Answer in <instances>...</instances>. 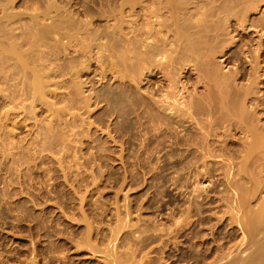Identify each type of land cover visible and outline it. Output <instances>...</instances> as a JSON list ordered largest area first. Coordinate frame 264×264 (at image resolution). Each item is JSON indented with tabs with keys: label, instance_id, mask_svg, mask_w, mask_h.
<instances>
[{
	"label": "bare ground",
	"instance_id": "1",
	"mask_svg": "<svg viewBox=\"0 0 264 264\" xmlns=\"http://www.w3.org/2000/svg\"><path fill=\"white\" fill-rule=\"evenodd\" d=\"M13 1L14 0H0V117L2 118L3 116L4 118L2 120H4L5 122L7 121L9 123L11 122V126L12 125L15 126V125H19L20 122H25L26 120L31 121L30 119H34L33 117L35 115L31 117V114L33 113V110L35 109L34 108L35 103L44 101V99L42 100V98L46 93L45 90L46 89L48 90V88H50L53 85H58V82L60 81V79L58 80L57 77L58 76L63 77V75H68L69 77L67 78L68 79L70 78V81H67L68 86L66 84V79L65 81H62L64 77L61 80L65 84V86H67L66 88L69 89L67 90L66 88H64V91L65 89L67 90L66 93L68 94V96L67 98H65L67 100L65 101L66 103L63 104L64 106L61 105L58 109L55 108L54 111L55 113H57L56 115L57 117L60 115H64V113H65V116H66V113L69 115L70 113L68 111H70V108L75 109L76 107L75 105L78 100H76V103H74L75 104L74 107L72 106L73 105L72 102L76 98L78 99V97L80 99L82 98L80 97V95H82L81 90H82V86L85 81L83 82L81 80L79 81L80 76H82L80 74L85 71L83 75H86V76L90 74L96 75L98 76V80L103 84L102 87H104L103 88L104 91L99 93V91H97L98 89L97 90L92 89L93 91H91V93L89 92L90 94L87 97H84L86 98L84 100L87 101L85 102L87 104L88 102L90 103V101H92V103H95V104L97 103L99 104L100 102H102L104 110H105L104 116L108 119L113 117L114 123L112 126H115L113 127L114 128L113 130L110 129L111 126L108 125L106 122L108 121V119L105 120L107 127L106 126L104 127H106V131H107L106 135L109 137L107 138L110 139L111 137L115 143L119 141L121 142L120 144H127L126 146L133 145L135 141L136 143L133 147H136L137 149L136 150L134 149L133 152L136 153V157H138V159H140L141 156H142V160L144 161H145V159H143L144 157L146 158V161H148V159L150 160L161 159V163L162 161L165 163L164 166H166V170H168V168H170L171 170L172 168V171L175 172V175L176 174L178 175L176 178L171 172L174 177V182L168 181L169 183L167 184H169V186L171 184L172 185L175 184V186L181 185V188H185L188 191L187 194L189 196H186L187 194L185 193V196H186L185 198L187 199V197H191L190 199H187L189 200L188 205L186 207H183V209L180 207L181 208L180 210H174V208L176 207L173 208L169 205L170 211L167 210L169 211L168 213L167 212L165 213V211L163 212V214L164 213L166 214V217H164L165 215L162 214V211L163 209L165 210V208L157 205V202H156L157 207L155 205H150V204L149 206L147 205L148 207L146 211L147 212L149 211V213L155 214V217H153L154 219L156 218L155 221L148 219L151 216L148 218L146 216L147 222L144 224V220H142L141 221L142 223H141L140 220L142 218L140 219L137 218V215H139L137 212V214H135L136 215L135 219L137 218L140 225L138 223L133 225L135 227L138 225L136 228L134 227V229H132L133 231L131 230V228L133 227L129 225L134 224L137 220L134 223L128 220L131 217V215H129L130 212L128 211V209L132 210V208H130V205L128 207L126 206L127 205L126 203H129V201L125 202L124 205L122 204L124 206V209L121 208L119 209V211L117 210L119 216L118 217L116 216L117 218L116 221L117 220L118 221L115 222V224L117 223L118 225L116 224L117 225L116 230L114 229L115 226L112 229L114 231L111 230L113 234L111 232L109 233L110 235L109 237L111 238V241H112V246H111V241L109 240L110 246L108 245V247H111L113 250H115L114 248L118 246V245L116 246L115 244H119L120 242H123V238H124V240L127 239L128 242L132 243L130 246H132L133 248L131 249L133 253L136 252L137 249H140V250L142 249L141 251H143V253L141 252L140 254H144V255H146L144 253L146 250L147 256H149L148 254L150 253L151 250L153 252L154 251L158 252L164 249L165 251L163 252L167 253L168 250L166 251V249L163 247L165 246L169 247L170 243L175 238L187 237V239H185L186 241L189 240V241H192V243H194L196 240L200 239L202 242L203 240L202 233H204L203 231L206 230L205 226L209 225L213 219L211 218L213 216L211 214L216 215V213L221 212L219 213L218 217L228 215V216H224L225 218L223 217L224 221H226L227 226L230 225L228 227H231L232 224H236L237 227L239 226L241 232H243V235H242L243 239L241 240L240 245L242 244L241 245L242 247L244 244V246L242 248H237V249L233 247L235 249L232 250V247H230L231 245L228 246L226 242V244L224 245L230 247L231 249L228 248L226 251H224L225 247L224 249L221 248V245H222L221 243L219 245L221 249L220 250L217 248L214 249L215 256H212L213 259L211 258V260L213 261L209 263H207L206 257H204L203 254L200 255L198 253L197 257L194 256L193 254L192 258L195 261L193 259L192 260L195 262V264H264V220H262L264 219L262 218L264 216H261L262 209L261 211H259L261 204H264V203L260 204L258 202L260 204L259 205L260 207L258 208V210H255L254 208L255 211H252V210L249 211L247 208L249 207L248 206L249 204L247 205V201L250 202V199L251 198L253 199V196L256 195L254 189L257 192L260 189L259 188L260 185L264 187V185H262L264 183L260 181L261 182L260 184V182L258 183L259 180H256L257 174H259V176L260 174H264V170L258 169L259 171L257 173L256 171L257 169L255 168V167L258 168V166H260L257 163L259 162L260 164L264 163L262 162V160H264V121H262V119H264V93H260L259 91H256L257 89L256 87L258 85V82H257L258 79L261 80L259 82L264 83V65H261V63H264V21H261L259 23L261 25H257L255 23L256 20L254 19V15L256 14L255 12L259 11L260 8L264 6V0H106V1L104 0L103 1L101 0L100 1L99 0L98 1L96 0H80V1L77 0L75 1L74 0L73 4L71 5H70L71 2H69V5H70L69 7H65L66 5L64 6L65 2L63 3V6H60L59 1H58L59 6L56 5L55 3L57 2L55 0H54L55 3L54 1L52 2V0L49 2L48 0L47 1L45 0L47 4H44V6L42 7L40 5L41 3L39 4L40 1L26 0L21 5L26 9L25 10L26 12L28 10L30 11H28V13L24 11L23 13V10L21 9L20 10V13L22 12L21 14L18 13L19 11L18 12L14 11L16 10L15 6H14V9H11L12 4H14ZM16 2L17 0L15 1V3ZM76 6L80 8V10H78V13L77 12L76 13L81 14V16L82 15L90 16L91 14L93 16L95 14H98L100 15V19H102L101 16L105 18H109L111 23L105 24V26L103 24L102 29L100 28L101 26L99 25L98 31L91 29L93 27L92 26L90 28L91 26L90 23H92L91 22L92 17L89 18L90 21L83 20L82 19L83 17L81 18L82 20L78 19L79 18L78 15H77L78 18L76 17V15H75L76 18H74L75 13L72 8ZM22 18L23 19L25 18V21H23ZM262 18L260 19L264 20ZM110 21H107L106 23ZM101 22H104V21H101ZM96 23L98 24V22ZM257 27H259L258 30H257ZM237 30L238 31L240 30V32L242 31L243 35L242 36L240 35L241 37L239 36L240 40L239 39L238 41L234 40L235 42L238 43V45H236L237 47L236 50H234L233 53L231 52L230 54L228 53L226 54V52H228L230 48L232 47L229 45L230 44L235 45L234 42H231L233 39L232 37L233 35L231 34L233 33V31H237ZM255 31L259 33V36L257 35V37L259 38V42L256 48L253 49L251 48L252 38L250 39L248 35L251 32H255ZM243 37L247 38V40H244ZM69 49L71 50V52L69 51ZM243 56L245 58L246 57L249 58V61L245 59ZM217 57H221L220 58L221 62L219 59V62L221 64L216 62ZM57 62H61V63H57ZM244 62L248 63L249 69H245V67L242 66L244 65ZM230 63L235 65V68L234 69L232 68L231 69L232 71H230L229 69V72L228 71L223 72L222 68L223 69L227 68L226 66ZM218 64L220 65L225 64V66L218 67ZM80 66L82 68L78 69V67ZM56 78L58 81L55 80ZM74 80L77 83L75 82L73 84L72 82H74ZM241 80L244 81V84L241 83ZM61 81L60 83H62ZM61 85L62 84H60L59 86ZM90 87L92 88V86ZM260 87H261V84H260ZM91 88L89 89L91 90ZM262 88H264V86H262ZM61 89L63 90L62 87ZM51 91L52 90H50V92ZM61 91L60 93L58 92V94L62 95V92L64 94V91L62 92ZM54 93H55V97L58 96L56 92H53L52 94L54 95ZM258 93H260V95L257 96ZM63 100L64 99L62 98V101ZM78 103H81V102H78ZM59 104H62L61 100ZM44 106H47V105L44 104ZM79 109L81 108H78L77 111ZM59 113L61 114L58 115ZM74 113L76 112H73V115L70 114V118H73V117L76 118L75 116L77 114H74ZM81 114L78 113V115H81ZM79 117L78 119H80ZM14 118H17L18 120L17 119L14 120ZM72 120L74 121V119ZM111 121L112 120L110 119L109 122ZM5 122H2V123H5ZM82 122L84 123L83 120ZM72 124L71 125L68 124V126L70 127L74 126L77 128L78 125L75 126V124H77L76 122L73 125ZM89 124L92 125L93 122L92 124L91 123ZM63 126L68 127L66 125H63ZM109 126L110 128L108 129ZM50 129H53V128H50ZM103 130L105 129L103 128ZM0 131L3 132L4 136L6 135L9 136L10 135L9 133H11L9 131H6V130L3 131L1 129ZM38 131L39 133H41L40 130ZM106 131H103V132H106ZM112 131L114 132L113 135L109 136L108 134H110ZM74 132H76V130ZM236 132H238V134H241L242 137H239L238 139H234ZM64 134H62L61 136L62 138L64 137V141H62L61 138L60 139L58 138L62 142L66 141L65 137L67 135L63 136ZM74 134L75 133H70L69 135H73V136H70V137L68 136L67 139L70 138L72 140L71 137H77V136H74ZM1 136L2 134H0V137ZM48 138H46L47 140L45 139V143L46 141L47 143L48 142L50 143V141H48ZM115 138H117L118 140L116 141ZM52 140H54V138H52ZM59 140L58 142L62 144V142H60ZM97 140L95 139V141ZM3 142L0 139L1 147L5 145ZM66 142L68 143V140ZM45 143H43V145ZM52 143H54V141ZM52 143L48 144L47 146H50ZM54 144L55 146L57 145L56 143ZM233 144H239L240 146L238 145L235 147H240L241 150L240 148H238L239 150L237 148H236L237 150H234L232 148ZM106 145L108 146V143ZM6 146H7V143H6ZM97 146L98 145H96V147ZM44 148H41V149L44 150ZM48 148H51V146ZM48 148L46 147L45 149L48 150ZM66 148L68 149V147ZM108 148L110 150V147ZM119 148H123V147L120 145ZM132 149L133 148H131V153H132ZM107 151L108 150H106L105 152ZM121 151H120V154H121ZM243 152H244V155H243ZM10 153H12V155L14 154L13 152H10ZM98 154L102 155L100 151L98 152ZM120 154L118 156V160L119 162H122L123 159L127 156L123 158L122 157L123 155L122 154L120 155ZM94 155H95L94 158H96V154ZM101 155H98V156H101ZM134 156L135 154L133 153L132 157ZM106 158L108 157H105L104 159ZM239 158L242 161L240 162L239 166H236L235 168L234 166L238 165L239 163L237 160ZM234 160H237V164ZM159 161L160 160H158V162ZM135 162L137 163V160ZM155 162L156 161H154V164L157 165L158 162L157 163ZM248 162L250 163L248 164ZM150 163L151 162H149L148 165ZM241 163H242L243 168L242 167L240 168ZM254 163L255 165H253ZM138 165H137V168L138 170H140ZM249 165L253 169L255 168L256 174L255 172H253V169L249 167ZM157 166L158 167L156 170L153 169L152 170L153 172L151 171L153 175L155 174V177L157 174L162 175V172H163L162 171L163 167L161 166L162 167L161 169L159 165ZM237 167L240 169H238ZM133 168H136V167H133ZM244 168H247L248 171L247 169H244ZM249 168L251 170H249ZM234 169L235 170L237 169L236 171L237 173H241V174L243 173V176L245 174L247 178L251 176V174H254V176L256 175V177L252 175L249 178L250 180L252 179L250 184H252L253 186H251L250 184L248 185H250V187H253V189L250 190V187L247 188V185L245 184L246 185L245 186L243 184L244 185L243 187H245L244 189L246 190L245 192H242L244 189L242 190L243 187H240L242 185H239L237 183L238 180H235L236 182L233 181V179H236V176H237L235 174L236 172H234ZM151 172L148 174H151ZM249 172H250V175L248 174ZM125 173L129 175L131 174L127 172ZM141 173L145 175L144 171ZM216 173H217V176L221 175L223 177L222 179L221 178L220 179L224 180V182L222 181L220 182H222L224 188L221 189V187L218 186L216 195L217 193H219L220 195L216 197L215 202L220 203V204L215 205V208L213 209L214 210L217 209L219 211L217 212V210L216 211L213 210L212 212L210 211L212 210V208L210 209V207H208L209 209H207L203 207L205 206L204 203H207V200L210 197V196L209 197L207 196V194L209 195L207 191L209 188H212V187H209L212 183L210 182L209 185L206 184L207 187H203L204 190L205 188H207V191L205 192L206 194L202 192L204 195H201L202 194L201 191H203L202 186L205 185L204 184L205 181L203 182L202 179L206 177L208 180L210 176L211 177L212 175L216 176ZM233 174L236 176L234 177ZM126 176L128 178V175H125V177ZM152 177L154 178V176ZM239 179H240V176H239ZM249 179L245 180L244 183L248 181L250 182ZM262 179H264V177H262ZM152 180L153 179L150 180L151 182L149 181L151 184L153 182ZM209 180L213 181L214 178L213 180L212 179H209ZM240 180L243 181V179H240ZM132 181L134 182V180ZM158 181L156 182V186H157ZM153 185L155 184H152V186ZM237 185H239L240 188ZM150 186H148L149 189H150ZM151 189L154 190L153 187ZM199 189L201 190L199 191ZM219 189H221V191ZM177 190H178V187H177ZM179 190H180V187H179ZM213 190L215 189L213 188ZM247 190H250L249 194H247L248 192L246 193ZM252 190L254 192H252ZM261 190H264V188H262ZM134 192H136V190ZM152 192L153 191H151V193ZM166 192L168 191L166 190ZM183 192L184 191L182 190L181 192L182 196L184 194ZM163 193L165 194V192ZM251 193L252 194L254 193V195H252ZM181 194L180 195L178 194V195L181 196ZM250 194L251 196L248 197V195ZM151 195L152 194H150V196ZM155 195L158 198V195L157 194ZM214 195L212 198L216 196ZM123 196L125 195L123 194ZM141 197L142 196H140V199ZM161 197L159 199H161ZM81 199L83 198L81 197ZM167 199L166 201H168L169 203V200ZM171 199L173 198L171 197ZM153 200L155 202L156 198ZM163 200L162 199L160 200L162 201V204L165 203V206L168 205ZM187 200H184V201H187ZM205 200L206 202H204ZM144 201H145V198H144ZM151 204H154V203H151ZM206 205L209 206V204H206ZM175 206L179 207L180 205L176 204ZM138 208L136 209L137 211H139ZM222 208L224 209L222 210ZM122 209L124 210V212L122 211ZM145 209L146 207L142 210H145ZM120 210L124 214V216L122 215L124 217V218L122 217L123 220L120 219V214H122ZM142 210H140V212H142ZM206 212L207 213L211 212L210 214L211 216H209V213L207 216ZM215 215L213 217H215ZM218 217L216 215L215 218L218 220V223H219L220 221ZM125 219H127L129 223L130 222L132 223L130 224L128 223L127 225V222H126L127 220ZM162 219H164L163 222H162ZM218 223L217 225H219ZM126 229H130V231H126ZM122 230L124 232L126 231V233L128 232V235L125 234L124 237L122 236V239L119 240V243H118L117 242L118 236H116V234L120 235L121 234L120 231L122 232ZM117 231L119 232L117 233ZM131 231L132 233L133 232L134 233L132 234ZM211 231L209 232L211 233ZM209 232H208V235H210ZM89 233H88V237H89ZM130 233L134 237V239L132 240L127 238L129 237V235H131ZM206 234H205V237L208 236V235L206 236ZM92 235L94 234L92 233ZM211 235L213 236L214 234L212 233ZM115 238H116L117 243L114 242L115 244H113V239ZM209 239L212 240V237ZM127 240H125L124 242H127ZM243 240H244V243H242ZM85 242H86V238H85ZM175 242L177 243V240H175ZM175 242H172V243H175ZM215 242H217V240ZM70 243L71 245L73 244L72 242ZM81 243L80 244L78 243V244L81 245ZM75 244L76 243H74V247L78 249L77 246L79 245L75 246ZM86 244L87 243H85L84 245L86 246ZM125 244L129 246V243L128 244L125 243ZM218 244H216V246L214 245V248L217 247ZM120 245L122 246L123 244L120 243ZM176 245L174 244V246ZM184 245H187V242ZM193 245H196V244H193ZM128 246L126 249L129 248ZM172 246L173 244H171V247ZM174 246L172 248H174ZM111 248H107L106 251L104 250L105 252H102L105 254V256L104 254H102L104 259L106 260L105 264H121V261L119 262L120 259H116L113 256L115 254L111 250ZM123 248L121 251L125 250V249L123 250ZM174 249L176 253L177 249L176 248ZM99 250L97 249V251ZM129 250H127V252ZM59 251H61V249ZM79 251H80V248H79ZM198 251L199 250H197V252ZM73 252L75 253V250H73ZM124 252H126V250ZM47 253H45V255ZM63 254H66V253H62V255ZM123 254L126 255L127 253L122 252V255ZM150 254H152V252ZM161 254L158 255L159 256L158 260L160 259ZM8 255L6 256L8 257ZM31 255L29 254V256ZM62 255L60 254L61 257H59V255L58 256L55 255L56 257H59V258H56L54 257V255L49 256V254H47L46 258L48 260L46 258L45 260H47L48 263L50 262V264L52 261L54 262L57 261V263L55 262V264H58V263L62 264L63 261L67 260L65 259L67 258L66 255L64 256ZM124 255L121 257L122 262H123V257L125 259ZM163 255H161L162 258H163ZM130 256L131 255H129V257ZM147 256H144V259ZM151 256L152 258L156 257V256L153 257V255ZM151 256H149V258H151ZM168 257L170 258V256ZM139 258H137L139 259V262L137 261L135 263L131 261L132 260L131 258L129 259L133 264H137V263L154 264V262L147 263L145 260H147L148 258H146L143 261V259H141V255ZM104 259L103 261H105ZM126 259H127V256H126ZM129 259H127V264H130V262L128 261ZM171 259L170 261H173ZM148 260L150 261V259ZM154 260L152 259L151 261H154ZM25 261L27 262V260ZM28 261L33 262L32 258L31 260H28ZM47 261L45 262L46 264H48ZM133 261H135V259ZM159 261H157L158 264L163 263L161 262L162 259H160ZM36 262H37V259H36ZM33 263L35 264V261ZM67 263L68 262H66V264ZM26 264H28V262ZM69 264H70V261H69ZM176 264H180V263L176 262Z\"/></svg>",
	"mask_w": 264,
	"mask_h": 264
},
{
	"label": "rangeland",
	"instance_id": "2",
	"mask_svg": "<svg viewBox=\"0 0 264 264\" xmlns=\"http://www.w3.org/2000/svg\"><path fill=\"white\" fill-rule=\"evenodd\" d=\"M15 1L16 0H14L13 1V3L15 4H12V8L11 9H14V6H15V9L16 10H14V11H16V12H18L19 14H21L20 13V10L22 9L23 10V13H24V11L26 10L21 4L24 2V1H26V0H17V2L15 3ZM18 1H19V3H18ZM35 1H40L39 2V4L41 5V7L42 6H44V4H47V2H45V0H35ZM43 3H42V2ZM47 1V0H46ZM49 1H51V0H48V2ZM54 0H52V2H53ZM55 1L57 2V3H55ZM54 1V3L56 4V5H58L59 6V3H58V1L60 2V6H63V3H64V6L65 7H69L71 4H73V1L74 0H67V2H66V0H55ZM75 1H77V0H75ZM78 1H80V0H78ZM96 1H98V0H96ZM100 1V0H99ZM101 1H103V0H101ZM104 1H106V0H104ZM69 2H71L70 3V5H69ZM62 3V4H61ZM43 4V5H42ZM24 5V4H23ZM23 7V8H22ZM75 8V9H74ZM74 8H72L73 9V11H74V18H78V16H79V18L78 19H81L82 17V19L83 20H87V21H90V19L89 18H91V22L92 23H90L91 24V26H90V28L91 29H94V30H96V31H98V29H99V25L101 26L100 28L102 29V25L104 24V26H105V24H109V23H111V21L109 20V18H105V17H102L101 16V18L102 19H100V15H98V14H95V13H93V14H95V15H93L92 16V14L89 16V15H87V16H81V14H77L78 13V10H80V8H78V6H76V7H74ZM78 8V9H77ZM19 9V10H18ZM40 9V8H39ZM38 10V9H37ZM28 11H30V10H28ZM28 11L26 12V13H28ZM12 12H13V10H12ZM15 12V13H16ZM77 12V13H76ZM262 12V13H261ZM256 14L254 15V19L256 20L255 21V23L257 24V25H261V24H259L261 21H264V20H261L260 18H262V17H264V6H262L261 8H260V10L259 11H256L255 12ZM75 15H76V17H75ZM78 15V16H77ZM99 17H98V16ZM260 16V17H259ZM22 17H24V16H22ZM86 17V18H85ZM97 20H96V19ZM100 20H99V19ZM81 19V20H82ZM108 19V20H107ZM260 21H259V20ZM262 19H264V18H262ZM22 20L23 21H25V18L23 19L22 18ZM94 20V21H93ZM96 20V21H95ZM101 21H104V22H101ZM107 21H110V22H108V23H106ZM257 21H259V22H257ZM94 22V23H93ZM96 22H98V24L96 23ZM99 22H100V24H99ZM98 25H96V24ZM102 23V24H101ZM93 24V25H92ZM95 25V26H94ZM100 29V30H101ZM259 29V27H257V30ZM256 30V29H255ZM235 32V33H234ZM256 32V31H255ZM251 32L249 35H248V37H250V39L252 38V46H251V48H253V49H255L256 48V46H257V44H258V42H259V38L257 37V35L259 36V33L258 32ZM234 33V34H233ZM233 33L231 34V35H233L232 37H233V39H232V41L231 42H234V44L235 45H233V44H230L229 46H232L231 48H230V50L228 51V52H226V54L228 53V54H230L231 52L233 53L234 52V50H236V45H238V43L237 42H235V41H238V39L243 35L242 33V31L240 32V30L238 31H233ZM241 33V34H240ZM258 33V34H257ZM241 35V36H240ZM235 36V37H234ZM240 36V37H239ZM253 36V37H252ZM243 39L244 40H247V38H244L243 37ZM235 40V41H234ZM240 40V39H239ZM64 41V40H63ZM66 41V40H65ZM255 44H254V43ZM254 45H255V47H254ZM235 48V49H234ZM233 49V50H232ZM252 49V50H253ZM69 51L71 52V50L69 49ZM248 54V53H247ZM245 56H246V54H245ZM244 57V56H243ZM221 57H217V59H216V62L217 63H220L221 62V59H220ZM245 58V57H244ZM219 59H220V62H219ZM245 59H247L248 61H249V58H245ZM218 60V61H217ZM246 62V61H245ZM244 62V65H242L243 67H245V69H249V67H248V63H245ZM57 63H61V62H57ZM221 64V63H220ZM220 64H218V67L219 66H222V67H224L225 66V64L223 65H220ZM232 63H230V64H228L226 67L227 68H222V71L224 72H229V69H230V71H232L231 69L233 68H235V65H231ZM230 65V66H229ZM261 65H264V63H261ZM81 69L82 67L80 66V67H78V69ZM226 69H228V70H226ZM85 72V71H84ZM83 72V73H84ZM83 73H81L80 75H82V76H80V79H79V81L81 80L82 82L83 81H85L84 82V84H83V86H82V95H80V97H82L81 99L78 97V99L76 98H74L73 100L75 101H73L72 102V106L74 107V103H76V100H78L77 101V103H76V107H75V109H74V111H73V109L72 108H70V111H68L71 115H73V112H76V113H74V114H77L78 115V113L79 114H81V115H78V117L80 118V119H78V117H77V115L75 116L76 118H70V114L68 115L67 113H66V116H65V113H64V115H60L61 113H59L58 115H60V116H56L57 115V113H55V108H59L61 105L62 106H64L63 104H65L66 102V100L67 99H65V98H67V96H68V94L66 93V91L67 90H69V89H67L66 87L68 86V84H67V81H70V78L68 79L67 77H69L68 75H63V77L62 76H58L57 78H58V80L60 79V81L62 80V78H63V80L62 81H65V79H66V84H67V86H65V84L62 82V83H60V81L58 82V85H53V86H51L50 88H48V92H50V90H52L50 93H48L46 90H45V92L47 93H45V95L43 96V98H42V100L44 99V101H42V102H36L35 103V106H34V110H33V113L31 114V117H33L34 115V119H30L31 121H29V120H26L25 122H20L19 123V125H12V126H14V127H12L11 126V122L9 123V122H5L4 120H2V119H4L3 118V116H2V114H1V116H2V118L0 117V125H2V126H0V129L1 130H3V131H9V132H11V133H9L10 135L8 136V135H6V136H4L3 135V132L2 131H0V134H2V136L0 137V139L2 140V142L3 141H5V142H3L5 145H3V147H1L0 148V264H26L27 262H28V264H34L33 262L35 261V264H46L45 262L48 260L47 258H46V255L47 254H49V256H51V255H54V257H56V256H58L59 255V257H61L60 256V254L62 255V253H66V254H63L62 256H64V255H66V257L67 258H65V259H67L66 261H63V263L62 264H66V262H68L67 264H69V261H70V264H72V262H73V264H105V262H106V260L104 259V257H103V255L102 254H104V253H102V252H105L106 251V249L107 248H111V247H108V245L110 244V241H111V238L109 237L110 235H109V233L111 232V230L114 228V226H115V230L117 229L116 227H117V225L115 224V222H117L116 221V216L118 217L119 215H118V211H119V209H121V208H123L124 209V204H125V202H128L129 201V203H126L127 205V207L130 205V208H132V210H130V209H128V211L130 212V214L129 215H131V217L130 216H128V217H130L129 219H128V217H127V219L129 220V221H132L133 223L137 220V218L138 219H140V218H142L141 220H140V222L142 221V220H144V224L147 222V218L148 217H150V218H148L149 220H154L155 221V219L153 218V217H155V214H153V213H149V211L147 212L146 210H147V207L149 206V204L150 205H155L156 206V202H157V205H159V206H162L163 208H165V210L163 209V211H162V214H163V212L165 211V213L167 212H169L170 210H169V208H170V206L171 207H176V208H174V210H180L181 208L183 209V207H186L187 205H188V202H189V200H187V199H190L191 197H187V199L185 198L186 196H189L187 193H188V191L185 189V188H181V185H177V186H175V184H171L170 186H169V184H167V183H169V182H174V177H176L177 178V174L175 175V172L174 171H172V168H171V170H170V168H168V170H166V166H164V162L162 161V163H161V159H152V160H150V159H148V161H146V158L144 157L143 159H145V161L144 160H142V156L140 157V159H138V157H136V153L135 152H133L134 151V149L136 150L137 148L136 147H133L134 145H135V141H134V144L133 145H129V146H126L127 144H120L121 142H114L113 141V139L110 137V139H108L109 137L106 135L107 134V131H106V127H107V124L108 125H110L111 126V128H110V126L108 127V129L110 128L111 130H113L114 128L113 127H115V126H112L113 125V123H114V119H113V117L112 118H106L105 116H104V113H105V110H104V107H103V103L102 102H100L99 104L97 103V104H95V103H92V101H90V103L88 102V104L87 103H85V102H87L86 100H84V99H86V98H84V97H87L90 93H91V91H93V90H97V91H99V93H101L102 91H104L103 90V88L104 87H102L103 86V84L98 80V76H96V75H93V74H90V75H88V76H86V75H83ZM93 75V76H92ZM94 77V78H92V77ZM59 77H61V78H59ZM66 77V78H65ZM57 78L55 79V80H57ZM90 78V79H89ZM97 78V79H96ZM261 78V77H260ZM87 79V80H86ZM57 80V81H58ZM76 80V79H75ZM74 80V82H72L73 84L76 82ZM92 80V81H91ZM97 80V81H96ZM77 81H78V79H77ZM243 80H241V83L242 84H244V81L242 82ZM259 81H261L260 79H258V85H257V89H256V91H259L260 93H264V88H262V86H264V83H262V82H259ZM99 82V83H98ZM62 84L61 86H59L60 84ZM69 83V82H68ZM71 83V84H72ZM77 83V82H76ZM245 83H246V81H245ZM260 84H261V87H260ZM63 85H64V87H63ZM86 86V87H85ZM90 86H92V88L90 87ZM60 87V88H59ZM61 87L63 88V90L61 89ZM95 87V88H94ZM259 87V88H258ZM64 88H66L65 89V91H64ZM89 88H91V90L89 89ZM260 88H262V89H260ZM50 89V90H49ZM55 89H56V91H55ZM89 89V90H88ZM93 89V90H92ZM64 91V94H63V92L62 91ZM189 90V89H188ZM60 91L62 92V95L61 94H58V92L60 93ZM53 92H56V94L58 95V96H56L55 97V93H54V95L52 94ZM90 92V93H89ZM260 93H258L257 94V96L258 95H260ZM67 94V95H66ZM81 94V93H80ZM86 95V96H85ZM60 96V97H59ZM62 96V97H61ZM65 96V97H64ZM46 97V98H45ZM55 97V98H54ZM57 97H59V98H57ZM57 98V99H56ZM61 98V99H60ZM62 98L64 99L63 101H62ZM59 100V101H58ZM60 100H61V103L62 104H59V102H60ZM56 101H57V103H56ZM84 101V102H83ZM48 102V103H47ZM68 102V101H67ZM78 102H81V103H78ZM40 103V104H39ZM53 103V104H52ZM84 103H85V105H84ZM42 104V105H41ZM44 104L45 105H47V106H44ZM49 104V105H48ZM59 104V105H58ZM82 104V105H81ZM92 104V105H91ZM101 104H102V106H101ZM78 105V106H77ZM96 105V106H95ZM78 108H81V109H79L78 111H77V109ZM89 110H88V109ZM97 108V109H96ZM72 109V110H71ZM67 110H69V109H67ZM66 110V111H67ZM104 110V111H103ZM53 111V112H52ZM65 111V112H66ZM72 111V112H71ZM89 111V112H88ZM94 111V112H93ZM102 111H103V113H102ZM35 112V113H34ZM55 113V114H54ZM54 114V115H53ZM67 115H68V117H67ZM86 115H87V117H86ZM54 116V117H53ZM64 116V117H63ZM63 118V119H61V118ZM65 117H67V118H65ZM94 117H95V119H94ZM99 117V118H98ZM51 118V119H50ZM59 118V119H58ZM68 118H70V119H68ZM82 118V119H81ZM17 118H14V120H16ZM72 119H74V121L77 123V124H75V126H77V128L76 127H74V126H68V124L69 125H71L74 121L72 120ZM86 119V120H85ZM94 119V120H93ZM100 119V120H99ZM104 119V120H103ZM108 119V121H106L107 122V124H106V122H105V120H107ZM112 120L111 122H109V120ZM18 120V119H17ZM66 120H67V122H66ZM73 122H72V121ZM76 120H78V121H76ZM82 120L84 121V123L82 122ZM89 120V121H88ZM97 120H99V121H97ZM103 120V121H102ZM35 121V122H34ZM37 121V122H36ZM51 121V122H50ZM55 121V122H54ZM81 121V122H80ZM99 122V123H97V122ZM262 121H264V119H262ZM2 122H5V123H2ZM60 122V123H59ZM65 122V123H64ZM70 122V123H69ZM74 122V123H75ZM86 122V123H85ZM91 123L92 124V122H93V124L92 125H90L89 123ZM37 123V124H36ZM58 123V124H57ZM64 123V124H63ZM67 123V124H66ZM73 123V124H74ZM82 123V124H81ZM110 123V124H109ZM39 124V125H38ZM72 124V125H73ZM100 124V125H99ZM41 125V126H40ZM50 125V126H49ZM52 125V126H51ZM58 125V126H57ZM63 125H66V126H68V127H65V126H63ZM84 127H83V126ZM88 125V126H87ZM46 126V127H45ZM62 126V127H61ZM81 126V127H80ZM92 126V127H91ZM99 128H98V127ZM104 126H106V127H104ZM5 127V128H4ZM38 127H39V129H38ZM61 127V128H60ZM63 127H65V128H63ZM75 128V130H76V132H74L75 130H74V128ZM89 127V128H88ZM45 128V129H44ZM50 128H53V129H50ZM103 128L105 129V130H103ZM34 129V130H33ZM36 129V130H35ZM49 129V130H48ZM71 129V130H70ZM74 131H73V130ZM107 129V130H108ZM38 130H40V132L41 133H39V131ZM43 132H42V131ZM59 130V131H58ZM100 130V131H99ZM34 131H36V132H34ZM45 131V132H44ZM49 131H51V132H49ZM72 131V132H71ZM90 131V132H89ZM103 131H106V132H103ZM55 132V133H54ZM61 133V134H60ZM65 133V134H64ZM70 133H75L74 134V136H77V137H71L72 138V142L69 140V139H67V137L69 136H73V135H69ZM102 133V134H101ZM113 131L110 133V134H108L109 136H112L113 135ZM62 134H64L63 136H66L65 137V139H66V141L68 140V143L66 142V144H65V142H62V141H64V137L62 138L61 136H62ZM105 134V135H104ZM236 135L234 136V139H238L239 137H242V135L241 134H238V132H236L235 133ZM35 135V136H34ZM39 135V136H38ZM53 135H54V137H53ZM58 135H59V137H58ZM91 135V136H90ZM92 136H93V138H92ZM38 137V138H37ZM49 137V138H48ZM54 138V140H52V138ZM97 137V138H96ZM108 137V138H107ZM237 137V138H236ZM44 138V139H43ZM46 138H48V141H50V143H52L53 141H54V143H59L58 142V140L61 138L62 139V141L61 140H59L60 142H62V144L61 143H59V144H57L56 146H55V144L54 143H52L50 146H51V148H48V147H50V146H47L48 144H50L49 142L47 143V141H46V143H45V139ZM59 138V139H58ZM73 138H74V140H73ZM75 138H77V139H75ZM41 139V140H40ZM82 139V140H81ZM93 139H94V141H93ZM95 139L98 141H95ZM47 140V139H46ZM105 140V141H104ZM109 140H111L112 142H113V144H112V142L111 141H109ZM115 140L117 141L118 139L117 138H115ZM76 141V142H75ZM81 141H83V142H81ZM92 141V142H91ZM38 142V143H37ZM42 142V143H41ZM71 142V143H70ZM95 142V143H94ZM103 142H104V144H103ZM6 143H7V146H6ZM31 143V144H30ZM43 143H45L44 145H43ZM64 143V144H63ZM99 143V144H98ZM108 143V146L106 145ZM61 144V145H60ZM69 144H71V145H69ZM116 146H115V145ZM123 147V148H119V146L120 145ZM9 145V146H8ZM14 145V146H13ZM65 147H64V146ZM73 145V146H72ZM96 145H98L97 147H96ZM102 145V146H101ZM104 145V146H103ZM110 145V146H109ZM125 145V146H124ZM239 144H233L232 145V148L234 149V150H237L238 148H240V147H235V146H238ZM7 148H6V147ZM42 146V147H41ZM77 147V148H75V147ZM93 146V147H92ZM240 146V145H239ZM8 147H9V149H8ZM12 147V148H11ZM37 147V148H36ZM48 148V150L47 149H45L44 148V150L43 149H41V148ZM66 147H68V149L66 148ZM100 147H102V148H100ZM108 147H110V150H109V148ZM127 147V148H126ZM130 147V148H129ZM4 148H5V150H4ZM39 148V149H38ZM131 148H133L132 149V153H131ZM237 148V149H236ZM2 149V150H1ZM36 149H38V150H36ZM49 149H51V150H49ZM81 149V150H80ZM117 149V150H116ZM124 149V150H123ZM14 150V151H13ZM35 150V151H34ZM42 152H41V151ZM98 150V151H97ZM104 150V151H103ZM106 150H108L107 152H105ZM112 150V151H111ZM114 150V151H113ZM121 150H123V151H121ZM239 150V149H238ZM240 150H241V148H240ZM7 151H8V153H7ZM57 151V152H56ZM63 151V152H62ZM72 151V152H71ZM100 151V153H102V155L101 154H98V152ZM102 151V152H101ZM119 151V152H118ZM120 151H121V154L123 155L122 157L124 158L125 156H127V157H125L124 159H123V161L122 162H119V160H118V156H119V154H120ZM10 152H13L14 154L12 155V153H10ZM39 152V153H38ZM104 152H105V154H104ZM123 152H124V154H123ZM2 153V154H1ZM4 153V154H3ZM17 153V154H16ZM73 153H74V155H73ZM107 153V154H106ZM114 155H113V154ZM127 153V154H126ZM133 153L135 154V156L134 157H132L133 156ZM242 153V152H241ZM42 154V155H41ZM94 154H96V158H94L95 157V155ZM109 154V155H108ZM118 154V155H117ZM120 154V155H121ZM93 155V156H92ZM98 155H101V156H98ZM111 155V156H110ZM129 155V156H128ZM240 155V154H239ZM242 155V154H241ZM243 155H244V152H243ZM6 156V157H5ZM8 156V157H7ZM76 156V157H75ZM99 157V158H98ZM101 157V158H100ZM105 157H108V158H106V159H104ZM117 157V158H116ZM240 157V156H239ZM120 158V157H119ZM137 158V159H136ZM241 158V157H240ZM237 159L238 160V165H235L234 167L236 168V166H239V164H240V162L242 161L241 159ZM110 161H109V160ZM112 159V160H111ZM130 159V160H129ZM135 159V160H134ZM128 160V161H127ZM137 160V163L135 162ZM150 160V161H149ZM158 160H160L159 162H158ZM237 160H234L235 162H236V164H237ZM240 160V161H239ZM130 161V162H129ZM132 161V162H131ZM134 161V162H133ZM139 161V162H138ZM144 161V162H143ZM154 161H156L155 163H157V165H159V167H163V172H162V175L160 174H157L156 175V177H155V174L153 175L152 174V170L154 169V170H156L157 169V165L156 164H154ZM94 162V163H93ZM98 162V163H97ZM142 162V163H141ZM149 162H151L149 165H148V163ZM262 162H264V160H262ZM97 163V164H96ZM107 163V164H106ZM121 163H122V165H121ZM135 163V164H134ZM138 163H139V165H138ZM141 163V164H140ZM145 163V164H144ZM160 163V164H159ZM243 163V162H242ZM242 163H241V166H240V168L242 167ZM250 162H248V164H249ZM257 163V162H256ZM93 164V165H92ZM128 164V165H127ZM131 164V165H130ZM252 164V163H251ZM258 165H260V166H258V168L257 167H255L257 170V173H258V169H261V170H264V167H262V166H264V163H261L260 164V162L259 163H257ZM79 165V166H78ZM82 167H81V166ZM137 165H138V167H139V169L140 170H138V168H137ZM143 165V166H142ZM253 165H255V163L253 164ZM99 166V167H98ZM140 166H142V167H140ZM145 166V167H144ZM150 166H156L155 168L153 167H150ZM125 169H124V168ZM131 167V168H130ZM133 167H136V168H133ZM144 167V168H143ZM162 167H161V169H162ZM249 167L250 168H252L250 165H249ZM262 167V168H261ZM141 168H142V170H141ZM238 168V167H237ZM240 168H238V169H240ZM243 168V167H242ZM248 168V167H247ZM247 168H244V169H247ZM249 168V170H251ZM255 168L253 169V172H255V174H256V171H255ZM124 169V170H123ZM134 169H136V170H134ZM149 169V170H148ZM151 169V170H150ZM125 170H127V171H125ZM173 170H174V168H173ZM90 171V172H89ZM92 171V172H91ZM120 171V172H119ZM127 172V173H131L130 175L129 174H126L125 172ZM143 172L144 171V174L145 175H143V173H141V172ZM152 171V172H151ZM168 171V172H167ZM170 171V172H169ZM237 171V169L235 170L234 169V172H236ZM246 171V170H245ZM247 171H248V169H247ZM146 172V173H145ZM151 172V174H148V173H150ZM173 173V175H174V177H173V175H172V173ZM250 172H252V171H250ZM250 172L248 173L249 175H250ZM137 173H139V174H136ZM171 173V174H170ZM148 174V175H147ZM165 174V175H164ZM215 174V173H214ZM237 176L239 175L240 176V179H243V181L242 180H240L239 179V176L237 177L236 175H234V177L236 176V179H233V181L234 182H236L235 180H238L237 181V183L239 184V185H242V186H240V187H243L245 184L247 185V188H249L250 187V185L251 186H253L252 184H250L251 183V181H252V179L250 180L249 178L253 175L254 176V174H251V176H249L248 178H247V176L244 174V176H243V173L241 174V173H235ZM125 175H128V178H127V176L125 177ZM135 176V178H134V176ZM154 176V178L152 177V176ZM212 175V174H211ZM219 175V174H218ZM130 176H132V177H130ZM146 176V177H145ZM147 176H148V178H147ZM208 176H210V175H208ZM207 176V177H208ZM221 175H219V176H217V173H216V176L215 175H212V177L214 178V180H213V178L210 176L209 178H208V180L209 179H212L213 181H211V180H207V178L205 177L204 179H202L203 180V182H204V184L206 185H209L210 184V182L213 184V186H214V184H215V186L213 187L212 186V184L209 186V187H212V188H209L208 189V191H207V188H205V190H204V188L203 187H207V185L205 186L204 184H202V185H204V186H202V188H203V191H201V193L203 192V193H205L206 191H207V193H209V195L207 194V196L209 197V199L207 200V203H204V202H206V200L203 202L204 203V205L205 206H203L204 208H207V209H209L208 207H210V209L212 208V210H210V211H212L213 212V208H215V205H218V204H220V203H216L215 202V199H216V197H218V195H220L219 193H217V195H216V191H217V189H218V186L219 187H221V189L222 188H224V186H223V184H222V182H224V180H221L223 177L221 176ZM258 176H259V174H257V179L256 180H259L258 181V183L261 181L262 183H264V181H262V180H264V179H262V177H264V174H260V176H261V178H260V176H259V178H258ZM130 177V178H129ZM138 177V178H137ZM151 177V178H150ZM160 177V178H159ZM173 177V178H172ZM219 178V179H217V178ZM233 177V176H232ZM233 177V178H234ZM242 177V178H241ZM254 177H256V175L254 176ZM254 177H252V178H254ZM126 178V179H125ZM147 178V179H146ZM172 178V179H171ZM221 178V179H220ZM238 178V179H237ZM246 178V179H245ZM125 179V180H124ZM151 179H153L152 181V184H155V185H153L152 186V184L150 183L151 181L150 180ZM158 179H159V181H158ZM161 179V180H160ZM247 179H249L250 180V182L248 183V182H246V183H244L245 182V180H247ZM260 179H262V180H260ZM130 180V181H129ZM132 180H134V182L132 181ZM158 181V183H157V186H156V182ZM201 180V181H202ZM219 183H217L216 181ZM127 182V181H129V182H127V183H125V182ZM150 181V182H149ZM156 181V182H155ZM164 181V182H163ZM167 181V182H166ZM169 181V182H168ZM206 181H208V182H206ZM220 181H222V182H220ZM253 181H254V179H253ZM144 182V183H143ZM149 182V183H148ZM159 182H161V183H159ZM214 182V183H213ZM216 182V183H215ZM261 182H260V184H261ZM133 183V184H132ZM138 183V184H137ZM237 183H235V184H237ZM130 184V185H129ZM135 184H137V185H135ZM159 184V185H158ZM165 184V185H164ZM244 184V185H243ZM248 184H250V185H248ZM259 184V185H260ZM140 185H141V187H140ZM152 186L153 187V189L154 190H152L151 188V186H150V189H149V187L148 186ZM216 185H217V187H216ZM239 185H237L238 187H239ZM245 185V186H246ZM262 185H264V184H262ZM124 186V187H123ZM129 186V187H128ZM156 186V187H155ZM169 186V187H168ZM175 188H174V187ZM223 186V187H222ZM134 187V188H133ZM147 187H148V189H147ZM177 187H178V190H179V187H180V190L182 189L184 192V194H183V196H182V194H181V192H182V190H181V192H180V190L178 191L177 190ZM239 187V188H240ZM128 190H127V189ZM213 188L215 189V190H213ZM245 187H243L242 188V190L244 189ZM259 190L256 192V190L254 189V191H255V194L256 195H254V193L252 194V195H254L253 196V199L251 198L250 199V202L249 201H247V205L249 206V207H247L248 208V210L250 211V210H252V211H255V210H258V208L260 207L259 205L261 204V203H264V202H262V201H264V200H262V199H264V190H261L262 188H264V187H262L261 185L259 186ZM122 189V190H121ZM138 189V190H137ZM142 189V190H141ZM155 189H157V190H155ZM163 189V190H162ZM168 191V192H166V190ZM174 189H176V190H174ZM221 189H219L220 191H221ZM251 189H253V187H250V190ZM257 189V188H256ZM132 190V191H131ZM136 190V192H134ZM146 190V191H145ZM160 190H162V191H159ZM201 189H199V191H200ZM213 190V191H212ZM245 190L246 189H244L242 192H245ZM250 190H247L246 191V193L247 194H249L250 192ZM261 190V191H260ZM151 191H153L152 193H151ZM156 191V192H155ZM177 191H178V193H177ZM187 191V192H186ZM253 190H252V192H254ZM126 192V193H125ZM141 192V193H140ZM158 192V193H157ZM163 192H165V194L163 193ZM219 192V191H218ZM140 193V194H139ZM162 193V194H161ZM185 193L187 194L186 196H185ZM200 193V194H201ZM201 194V195H204V194ZM123 194L125 195V196H123ZM128 194V195H127ZM143 194V195H142ZM150 196V194H152L151 196H150V198H149V196ZM155 194H157L158 195V198L156 197V195ZM172 194H174V195H172ZM181 194V196H179V195ZM206 194V193H205ZM210 194H212V195H210ZM216 196H215V195ZM251 194L250 195H248V197L249 196H251ZM155 195V196H154ZM163 195H164V197H163ZM166 195V196H165ZM168 195V196H167ZM213 195L215 196L214 198H212L213 197ZM133 196V197H132ZM139 196V197H138ZM140 196H142L141 197V199H140ZM148 198H147V197ZM162 196V197H161ZM169 196H170V198H169ZM181 198H179V197ZM191 196V195H190ZM79 197V198H78ZM81 197L83 198V199H81ZM151 197H153V198H151ZM161 197V199L164 201V202H166V204H168V205H166L165 206V203H163L162 204V201H160L161 199H159ZM171 197L173 198V199H171ZM144 198H145V201H144ZM156 198V200H155V202H154V200L153 199H155ZM168 198V199H167ZM176 198V199H175ZM184 198V199H183ZM211 198V199H210ZM82 201H81V200ZM148 199V200H147ZM157 199H159V200H157ZM166 199L167 200H169V203H168V201H166ZM171 199V200H170ZM249 199V198H248ZM147 200V201H146ZM150 200V201H149ZM184 200H187V201H184ZM211 200V201H210ZM141 201V202H140ZM159 201V202H158ZM124 202V203H123ZM144 202H146V203H144ZM150 202V203H149ZM161 202V203H160ZM260 204H259V203ZM132 203V204H131ZM143 203V204H142ZM151 203H154V204H151ZM161 205H160V204ZM172 203V204H171ZM176 205H180L179 207H177V206H175L174 204ZM123 204V205H122ZM146 204V205H145ZM206 204H209V206H207ZM118 205V206H117ZM123 207H122V206ZM133 205H135V206H133ZM140 205V206H139ZM142 205V206H141ZM144 205V206H143ZM148 205V206H147ZM170 205V206H169ZM173 205V206H172ZM223 205V204H222ZM257 205H258V207H257ZM262 206H264V204H261V207L259 208V211H261V209H262V215L261 216H264V207H262ZM117 207H118V209H117ZM139 207V208H138ZM140 207H141V209H140ZM146 207V209L145 210H142V209H144ZM157 207V206H156ZM168 209H167V208ZM181 207V208H180ZM222 207V206H221ZM60 208V209H59ZM139 209V211H137L136 209ZM254 208H255V210H254ZM122 209V211L124 212V210ZM172 209V208H171ZM224 208H222V210H223ZM118 210V211H117ZM134 210H135V212H134ZM140 210H142V212H140ZM149 210V209H148ZM167 210H169V211H167ZM217 210V209H216ZM216 210H214V211H216ZM116 211H117V213H116ZM122 211L120 210V212L122 213ZM219 210H217V212H218ZM120 212H119V214H120ZM137 212H138V214L140 215H137V218L135 219V217H136V215L135 214H137ZM140 212V213H139ZM148 213V215H147V213ZM63 213H64V215H63ZM163 214V215H165L164 217H166V214ZM209 213V212H208ZM208 213L206 212V214H207V216H208ZM219 213H221V212H219ZM219 213H216V215H217V217H218V215H219ZM161 214V215H162ZM211 212L209 213V216H211V215H215V214H211ZM124 216V214L122 213V214H120V219H122V217ZM162 215V216H163ZM216 215H215V217H216ZM133 216V217H132ZM139 216V217H138ZM144 216H145V218H144ZM146 216H147V218H146ZM211 217V218H213L212 219V221L210 222V224L212 223L214 226H216L217 225V223H218V220L215 218V217ZM221 216H222V214H221ZM224 216H228V215H224ZM224 216H222V217H218L219 218V225H217L216 227H214L212 224L210 225H206L205 226V229L206 230H204L203 232L204 233H202L203 234V237H205V234H206V236L208 235V232L209 231H211V229H212V231H211V233L209 232V234L210 235H208L207 237H205V238H203L202 237V239L204 240H202V242H201V240L199 239V240H196L194 243H192V241H189V240H185V239H187V237H183V238H175L172 242H175V240H177V243L175 242V243H170V248L168 247V246H165V247H163V248H165L166 249V251H167V253L166 252H163V251H165L164 249H162L161 251L164 253V255H163V253L161 252V251H150V253L152 252V254H148L149 256H151V255H153V257L154 256H156L157 255V253H158V255L159 254H161V255H163V258H162V256L160 255V259H162V261L161 262H163V263H161V264H176V262L177 263H180V264H183V263H185V264H195V260L192 258L193 257V254H194V256H196L197 257V255H198V253L200 254V255H202L203 254V256L204 257H206V261H207V263H209V262H211V261H213V260H211V258L213 259V257L212 256H215V253H214V249H221V248H223L224 249V247H225V249H224V251H226L228 248H230V247H232V250H234L235 248L237 249V248H242L243 246H244V244H243V246L241 247V245H240V243H241V240L243 239L242 238V235H243V232H241V230H240V228H239V226L237 227L236 226V224H232L231 225V227H228V226H230V225H228L227 226V224H226V221H224ZM224 217V218H223ZM124 218V217H123ZM159 218V217H158ZM222 220H221V219ZM262 218H264V217H262ZM127 219H125V220H127ZM135 219V220H134ZM217 221H216V220ZM123 220V219H122ZM124 220V221H125ZM126 221L127 222V225H128V223H129V221ZM134 220V221H133ZM262 220H264V219H262ZM164 221V219H162V222ZM217 223H216V222ZM222 221V222H221ZM132 222H130V223H132ZM86 223V224H85ZM90 224V225H88V224ZM129 223V224H130ZM136 223H138L139 224V222H138V220L134 223V224H132V225H129V226H132L133 228H131V230L132 229H134V227L135 226H133V225H135ZM142 223V222H141ZM89 227H88V226ZM140 225V224H139ZM221 225V226H220ZM88 228H87V227ZM138 226V225H137ZM136 226V227H137ZM213 226V227H212ZM234 226V227H233ZM135 227V228H136ZM207 227H208V229H207ZM212 227V228H211ZM225 227V228H224ZM93 229V230H92ZM215 229V230H214ZM91 231V232H90ZM112 231H114V230H112ZM126 231H130V229H126ZM126 231L124 232L123 230H122V232L120 231V233L122 234H116V236H118V243H119V240H121L122 239V236L124 237L125 236V234H127L128 235V232L126 233ZM133 231V230H132ZM132 231H131V233H132ZM231 231V232H230ZM89 233V237H88V233ZM116 232V231H115ZM119 231H117V233H118ZM215 232V233H214ZM92 233L94 234V235H92ZM112 233V232H111ZM130 233V234H131ZM134 233V232H133ZM132 233V234H133ZM214 234L213 236L211 235V234ZM113 234V233H112ZM132 234L131 235H129V237H127V235H126V237L128 238V239H134V237L132 236ZM219 234V235H218ZM88 237V239H87V237ZM223 236H224V238H223ZM229 236V237H228ZM125 237V238H126ZM130 237H132V238H130ZM212 237V240L214 241H216L217 240V242H215V244H214V242L212 241V240H210L209 238H211ZM85 238H86V242H85ZM109 238V239H108ZM206 238H208V239H206ZM215 238V239H214ZM224 240H223V239ZM227 238V239H226ZM68 239V240H67ZM82 239V240H81ZM178 239H179V241H178ZM206 239V240H205ZM221 239V240H220ZM71 240V241H70ZM81 240V241H80ZM90 240V241H89ZM108 240V241H107ZM110 240V241H109ZM125 240H127V239H125ZM124 240V238H123V242H120L121 244H123L122 246L124 247H122L121 245H120V243L119 244H115V243H117L116 242V238L115 239H113V244H115L117 247H115L114 248V246H113V248L116 250H113L112 248H111V250L114 252V254L115 255H113L116 259H120L119 260V262L121 261V264H123V262H124V264L126 263L127 264V259H129V258H131L132 260V262L133 263H135V262H139V257H140V255H141V259H143V261L146 259V258H148V259H150V261L147 259V260H145L147 263H152V262H154V264H156L157 263V261H159L158 260V255L155 257V258H152V256H151V258L154 260V261H151L152 259L151 258H149V256H147V252H146V250H145V254L146 255H144V254H140L141 252L143 253V251H141L140 249H137L136 250V252H132V250L131 249H133L132 248V246H130L132 243H130V242H128V240H127V242H124L125 241ZM131 240H129V241H131ZM183 242H182V241ZM185 240V241H184ZM228 240V241H227ZM66 241H67V243H66ZM72 242L73 244L71 245V243L70 242ZM88 241V242H87ZM189 241V242H188ZM80 244L81 242V245H79L78 243ZM115 242V243H114ZM180 242V243H179ZM187 242V245H184L185 243ZM201 242V243H200ZM226 242H227V244H228V246H230V247H228V246H226V245H224V244H226ZM228 242H230V243H228ZM74 243H76L75 244V246H77V245H79V246H77L78 247V249L76 248V247H74ZM85 243H87L86 244V246L84 245ZM92 245H91V244ZM125 243H129V246L128 245H126ZM182 243V244H181ZM192 243V244H191ZM206 243V244H205ZM209 243H210V245H209ZM213 243V244H212ZM219 243V244H218ZM222 243V245H221V248H220V244ZM242 243H244V240L242 241ZM62 246H61V245ZM65 244V245H64ZM82 244H83V246H82ZM171 244H173V246H174V244L176 245V246H174V248H176L177 250H176V253H175V249L174 248H172L171 247ZM181 244V245H180ZM190 244H191V246H190ZM193 244H196V245H193ZM216 244H218V246L217 247H215L214 248V245L216 246ZM120 245V246H119ZM126 245V246H125ZM179 245V246H178ZM201 245V246H200ZM202 245H204V246H202ZM224 245V246H223ZM234 245V246H233ZM72 246V247H71ZM82 246V247H81ZM110 246V245H109ZM111 246H112V241H111ZM127 246L130 248V250H129V248L128 249H126L127 248ZM209 246L210 247V249H209V247H208V249H207V247ZM63 247V248H62ZM66 247H70L69 249L68 248H66ZM120 247V248H119ZM179 247V248H178ZM181 247V248H180ZM183 247V248H182ZM186 247V248H185ZM202 247V248H201ZM213 247V248H212ZM233 247H235V248H233ZM56 248V249H55ZM59 248V249H58ZM66 250H65V249ZM75 248V249H74ZM79 248H80V251H79ZM103 248V249H102ZM122 248H123V250L125 249L126 250V252H124V251H121L122 250ZM168 248V249H167ZM50 249V250H49ZM61 249V251H59ZM77 249V250H76ZM94 251H93V250ZM97 249L99 250V251H97ZM103 251H102V250ZM170 249V250H169ZM172 249V250H171ZM174 249V250H173ZM180 249V250H179ZM204 249H205V251H204ZM231 249V248H230ZM52 250V251H51ZM56 250V251H55ZM73 250H75V253L73 252ZM105 250V251H104ZM127 250H129L130 251V253H129V251L127 252ZM139 250H140V252H139ZM185 250V251H184ZM194 250V251H193ZM196 250V251H195ZM197 250H199L198 252H197ZM201 250V251H200ZM208 251V253H207V251ZM53 251H54V253H56V254H54L53 253ZM78 251V252H77ZM91 251H93V252H91ZM120 251V252H119ZM171 251V252H170ZM174 251V252H173ZM190 251V252H189ZM48 252V253H47ZM60 252H62V253H60ZM73 252V253H72ZM81 252V253H80ZM122 252L123 253H127L126 255H124L125 256V259H124V257H123V262H122ZM138 252V253H137ZM186 252V253H185ZM204 252V253H203ZM211 252V253H210ZM27 253V254H26ZM33 253V254H32ZM45 253H47L46 255H45ZM51 253H53V254H51ZM94 253V254H93ZM96 253V254H95ZM98 253V254H97ZM128 253H129V255H131L130 257H129V255H128ZM139 254V255H137V254ZM156 254V255H154V254ZM207 253V254H206ZM10 256H9V255ZM29 254L31 255V256H29ZM44 254V255H43ZM68 254V255H67ZM81 254V255H80ZM119 254V255H118ZM169 254V255H168ZM214 254V255H213ZM6 255H8V257L6 256ZM35 255V256H34ZM43 255V256H42ZM56 255V256H55ZM100 255V256H99ZM147 256L145 259H144V256ZM176 257H175V256ZM207 255V256H206ZM3 256V257H2ZM6 256V257H5ZM39 256V257H38ZM45 256V257H44ZM69 256V257H68ZM92 256V257H91ZM98 256V257H97ZM104 256H105V254H104ZM126 256H127V259H126ZM137 256H139V257H137V258H139V259H137L136 257ZM168 256H170V258L168 257ZM190 256V257H189ZM18 257V258H17ZM30 257V258H29ZM59 257H56V258H59ZM72 259H71V258ZM75 257H77V258H75ZM86 259H85V258ZM118 257V258H117ZM135 257V258H134ZM143 257V258H142ZM171 257H172V259H171ZM175 257V258H174ZM210 257V258H209ZM4 258V259H3ZM25 258V259H24ZM31 258H32V260H33V262L31 261H28V260H31ZM39 258H40V260H39ZM45 258L47 259V260H45ZM63 258V257H62ZM61 258V259H62ZM73 258H74V260H73ZM105 260V261H103V259ZM190 258V259H189ZM3 259V260H2ZM9 259V260H8ZM24 259V260H23ZM36 259H37V262H36ZM64 259V258H63ZM62 259V260H63ZM69 259V260H68ZM92 259V260H91ZM135 259V261H133ZM137 259V260H136ZM170 259L171 260H173V261H170ZM181 259V260H180ZM186 259V260H185ZM194 261H193V260ZM208 259V260H207ZM25 260H27V262L25 261ZM100 260H102V261H100ZM167 260V261H166ZM185 260V261H184ZM210 260V261H209ZM21 261V262H20ZM25 263H24V262ZM41 261V262H40ZM129 262H130V264L132 263L131 261H130V259L128 260ZM178 261H180V262H178ZM187 261V262H186ZM190 261H191V263H190ZM56 263H57V261H55ZM55 262L54 261H52L51 262V264L52 263H54L55 264ZM128 262V263H129ZM156 262V263H155ZM160 262V261H159ZM182 262V263H181ZM47 263H48V261H47ZM132 263V264H133ZM48 264H50V262L48 263ZM58 264H61V263H58ZM137 264H140V263H137ZM158 264V263H157Z\"/></svg>",
	"mask_w": 264,
	"mask_h": 264
}]
</instances>
